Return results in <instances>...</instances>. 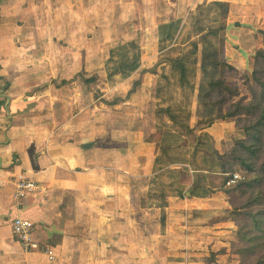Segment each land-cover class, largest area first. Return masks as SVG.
<instances>
[{"label":"crops","instance_id":"0c3cea01","mask_svg":"<svg viewBox=\"0 0 264 264\" xmlns=\"http://www.w3.org/2000/svg\"><path fill=\"white\" fill-rule=\"evenodd\" d=\"M121 1L137 7L0 0V264H236L209 259L234 241L230 224L208 225L229 210L225 197L182 200L153 172L151 88H90L84 79L99 66L89 48L109 27V5ZM212 2L229 4L226 35L264 29V0H144L143 9L155 22ZM141 66L140 57L133 74L118 77L136 87ZM21 177L39 191L16 201ZM18 218L34 224L37 250L13 236Z\"/></svg>","mask_w":264,"mask_h":264},{"label":"trees","instance_id":"16d2710c","mask_svg":"<svg viewBox=\"0 0 264 264\" xmlns=\"http://www.w3.org/2000/svg\"><path fill=\"white\" fill-rule=\"evenodd\" d=\"M206 8L218 10V17L212 19L213 29L209 26L205 28L200 20ZM228 12L227 3L203 4L195 13L189 12L185 22L182 23V17L171 16L163 23L166 25L159 28L166 29L163 40L172 42L179 33L178 29L184 30L187 23L191 24L193 38H186L187 50L173 59L164 60L171 76H175L177 88H170V91L194 94V79H197L199 71L196 55L200 50L215 52L212 42L227 31ZM258 33L263 46L253 54L251 71L242 75L240 86H230L220 77L212 78L203 96L206 106L213 109L214 114L212 118L198 122V125L205 127L201 129L203 131L215 121L233 124L234 135L229 148L221 153L212 136L206 133L198 136L196 127L191 126V112L186 115L188 123L179 122L181 116L168 106L162 107L163 104L155 109L154 117L162 115L176 124L182 139L169 136L164 128H158L145 141L155 146L153 172L156 175L171 172L177 177L173 179V185L177 183L185 187L184 191L192 198L207 199L217 194L225 197L229 210L211 219L208 225L230 224L234 241L227 248L211 254L209 259L226 256L228 263L236 264H264V31ZM173 45L178 47V41ZM131 46L134 44L131 43ZM139 53L140 50L131 60H121L110 70L108 78L133 74L140 65ZM221 64L228 71L236 70L228 64ZM159 78L168 79L163 74ZM160 89L165 91L166 88H155L154 97L157 100ZM192 103L190 100L189 111H192ZM196 161L200 162V166L196 165ZM234 176L239 179L231 184ZM186 188L189 190L186 191ZM182 195L183 192H179V196ZM209 262L206 260V264Z\"/></svg>","mask_w":264,"mask_h":264},{"label":"rangeland","instance_id":"374dc122","mask_svg":"<svg viewBox=\"0 0 264 264\" xmlns=\"http://www.w3.org/2000/svg\"><path fill=\"white\" fill-rule=\"evenodd\" d=\"M136 2L137 7H125L122 1V5H109L110 14H108V16L110 17L105 18L109 27L105 29L106 32H102V35L101 33L98 34L96 38L97 44L89 48L91 52L90 55H92V52L97 54L99 66L93 73H83L84 79L92 80L91 83L89 81L90 88H151V114L154 119L153 125L155 129L164 128L169 136L175 137L176 139L180 137L181 140L182 136L178 126L170 123V121L162 115L155 118L154 111L155 109L158 110L161 108L163 104L164 106L162 107L168 106L176 115L181 116L178 118L179 122L185 123L189 121L186 119V115L191 112L193 114L191 126L194 128L196 127L198 131L196 134L199 136L202 133L208 135L214 133V137H212L214 139L216 138L217 148L223 152L231 145V137L234 135V131L231 130L233 129V127H231L233 125L230 123L220 125L218 122H213L210 128L203 129V131L201 129L205 127L198 125V122L210 119L214 114L213 109L206 106L203 98L206 92V85L210 79L220 77L224 79L228 85L239 87L242 81V75L251 71V59L253 54L263 46L261 35L258 32L264 29L253 30L255 33L245 31L240 40L238 37L228 36L226 33H222L217 39H214L212 44L215 47V52L211 50H208L209 52L200 50L196 55V57L198 56L199 71L197 79H194V83L196 84L194 94L190 95L191 93L189 92L181 94L172 89L170 91V88H177L175 86V76H171L170 69L164 60L173 59L180 52H185L187 50V42L185 40L186 38H193L191 34V24L190 22L187 23L184 30L178 29L179 33L172 42H165L163 39L166 29L163 30L159 28L166 25L163 23H165L168 17H177V14L175 12L169 13V11L162 12L159 16L157 15L158 20L161 19L162 23H158V20L154 22V18H149L148 11L143 9L144 0H136ZM154 10H156V6ZM172 10L173 8H171V11ZM187 14V11L182 13V23L184 20L186 21L185 18H187ZM217 17L218 10L211 11L210 8H206L200 20L203 21L202 24H204L205 28L209 26L210 29H213L214 23L212 19H216ZM93 21L96 22L94 19ZM176 41H178V47L173 45ZM131 43L134 44V46L129 47ZM139 50L141 68L144 70L140 73L138 79V81H140H137L139 84L138 86L135 87L132 79L130 81H125L127 78L121 76H117L119 80L116 76V78L113 77L112 79H107L105 77L104 73L107 75L108 71L114 69L123 59L125 61L131 60ZM101 59L105 61L103 62L104 67L100 64ZM95 62L94 60L90 63ZM221 63L228 64L236 70L228 71ZM160 74L168 77V79L161 80L159 78ZM133 85L134 87H132ZM156 87L166 88L165 91L160 89L161 91L157 96L158 100L154 97ZM190 100L193 102L192 111H189ZM212 126L219 128H216L214 132ZM207 142L209 143L208 140ZM170 157H173V155ZM196 165L200 166V162L196 161ZM163 176H165L166 180L169 182L168 191L171 194L178 195L177 192L184 191L183 187L179 186V189L175 188L176 185H173V179L177 177L172 175L171 172ZM188 190L189 189L186 188V191ZM187 194L190 193H185L184 191L183 195L179 198L182 200L190 198L191 194L190 196L188 195L189 197ZM212 197L207 199L203 198L201 200H208ZM206 202L208 201H205V203ZM214 202L218 203L220 199H214Z\"/></svg>","mask_w":264,"mask_h":264},{"label":"built area","instance_id":"2783aa9c","mask_svg":"<svg viewBox=\"0 0 264 264\" xmlns=\"http://www.w3.org/2000/svg\"><path fill=\"white\" fill-rule=\"evenodd\" d=\"M239 179L238 176H234L233 180L230 182L231 184ZM39 191V186L33 180L27 177H21L15 183V200L20 201L29 196L36 194ZM11 230L13 236L21 245L22 249L26 252L37 250L38 243L33 240L34 233V224L25 219H14L11 224ZM45 253L48 256L49 261L53 260V253L50 250H45Z\"/></svg>","mask_w":264,"mask_h":264},{"label":"water","instance_id":"95a60500","mask_svg":"<svg viewBox=\"0 0 264 264\" xmlns=\"http://www.w3.org/2000/svg\"><path fill=\"white\" fill-rule=\"evenodd\" d=\"M188 195L190 196V194H187V196H188ZM189 196H188V197H189Z\"/></svg>","mask_w":264,"mask_h":264}]
</instances>
